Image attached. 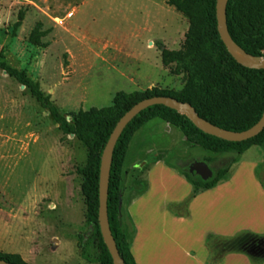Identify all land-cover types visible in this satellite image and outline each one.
Returning <instances> with one entry per match:
<instances>
[{
    "label": "rangeland",
    "instance_id": "1",
    "mask_svg": "<svg viewBox=\"0 0 264 264\" xmlns=\"http://www.w3.org/2000/svg\"><path fill=\"white\" fill-rule=\"evenodd\" d=\"M38 21L48 30L45 47L29 41ZM189 28L167 0H0V62L25 71L71 119L79 109L113 105L120 91H181L189 75L165 62L162 51H186ZM165 124L153 119L132 140L124 183L141 195L130 209L126 201L124 231L131 239L130 212L146 241L153 235L152 242H188L181 253L194 264H264V248H253L263 253L255 254L243 249L246 242L230 240L226 213L199 221L190 183L165 174V166L151 167L165 158L183 172L194 159L217 158L209 165L218 169L233 155L193 145ZM88 156L86 145L64 134L29 89L0 68V234L5 230L9 252L28 251L31 264H100L81 253L80 236L90 226L77 169ZM137 243L132 251L144 264Z\"/></svg>",
    "mask_w": 264,
    "mask_h": 264
},
{
    "label": "trees",
    "instance_id": "2",
    "mask_svg": "<svg viewBox=\"0 0 264 264\" xmlns=\"http://www.w3.org/2000/svg\"><path fill=\"white\" fill-rule=\"evenodd\" d=\"M218 0H167V4L182 12L189 20L186 51L164 49L163 60L175 62L177 68L189 75L181 91L162 92L149 89L144 92H118L114 103L106 107L79 109L68 119L46 94L40 84L25 71L4 62L0 68L29 89L31 95L48 110L60 130L84 143L89 150L85 167L77 169L83 177L82 194L87 207L88 234L80 236L81 253L89 262L114 264L104 242L99 224V184L102 155L109 137L119 119L136 103L153 96H171L191 104L198 115L209 123L228 131L243 132L255 126L264 114V68H250L239 63L222 40L218 27ZM227 27L233 41L247 54L264 58V0H228ZM25 11L19 12L14 25L17 30L23 23ZM48 30L38 21L29 41L45 47L43 38ZM161 119L179 128L193 145L233 156L211 178L183 170L196 189L213 187L227 173L236 157L254 145L264 147V130L243 141H229L207 133L184 113L163 104L152 105L136 115L124 128L114 148L108 193V219L112 234L125 264H137L129 234L124 231L121 218V182L123 166L129 145L135 133L147 122ZM208 164L217 158L203 159ZM0 260L13 264H31L20 253L0 251Z\"/></svg>",
    "mask_w": 264,
    "mask_h": 264
},
{
    "label": "crops",
    "instance_id": "3",
    "mask_svg": "<svg viewBox=\"0 0 264 264\" xmlns=\"http://www.w3.org/2000/svg\"><path fill=\"white\" fill-rule=\"evenodd\" d=\"M165 125L168 127L167 130L169 131H171V127H174L169 123ZM151 128H153V126H151ZM141 129L142 128H140L139 130ZM187 142L189 141L187 140ZM130 147H132V141L129 145L128 152ZM163 150L164 151L162 152V154H166L169 153L171 149L166 148ZM158 166H165L163 169V172L165 174L168 172H174L182 180L190 183L191 191H193L195 198L194 202L198 208L197 218L199 221H212L215 220L217 216H219L221 213H226L228 216V229L233 232L231 233L233 237H231L230 240L246 242L243 245L244 250H248L249 252H253L255 254H263L253 250V248L264 246V230L262 231L259 228H253V226L257 227L260 225H264L263 146L254 145L244 153L238 155L235 161L230 165L226 175L220 181H218V183H216L213 187L209 189H196L194 184L189 181V179L184 175V173L180 171L178 167L169 164L168 160L165 158H159L151 164V167L153 168H156ZM126 169L127 168L125 159L121 182L122 223L126 215V201L127 203H130L128 208L130 209V206L134 204L141 195L139 191H136L135 189H132L131 191L127 189L126 191L124 183V176L127 172ZM144 179H147L144 181L148 182L149 175H147L146 178L144 177ZM128 213L134 227L131 243L133 245L134 243L139 242L137 243L139 253L142 254V251H146L147 258L145 261L146 263L144 262V264H194L185 259V256H187L188 254L186 251L181 253L183 245L187 244L188 242H152L153 235L146 241V234L142 235V230L135 224L132 216L130 215V212ZM236 223H238V227L235 226ZM248 223L251 224L250 229H246V225ZM1 232H3V235L0 234V238L2 239H0V251L9 252V246H6V244L4 243L5 241H3V239H6V237L4 236L6 232L5 230ZM240 232L245 233V235H243V241L242 237H240L241 235L239 236ZM55 239H58L59 242H63L65 240L64 238L58 236H56L54 240ZM20 254L26 260L28 258L27 261H30L28 257V251H24V253Z\"/></svg>",
    "mask_w": 264,
    "mask_h": 264
},
{
    "label": "water",
    "instance_id": "4",
    "mask_svg": "<svg viewBox=\"0 0 264 264\" xmlns=\"http://www.w3.org/2000/svg\"><path fill=\"white\" fill-rule=\"evenodd\" d=\"M227 2L228 0H218L217 1V14H218V27L219 33L227 45L229 52L231 55L241 64L250 67V68H264V58L258 56H252L250 54L245 53L231 38L228 27H227ZM237 51L241 52L243 55L247 57V60L242 59ZM7 73V71H5ZM8 74V73H7ZM23 87H25L23 85ZM163 104L167 107L175 109L179 112L184 113L190 120H192L195 124L200 126L207 133L213 134L217 137L229 140V141H243L250 139L260 132L264 130V114L261 120L252 128L243 131V132H234L224 130L219 128L208 121L202 119L195 108L187 103L182 102L176 98L171 96H153L150 98H145L138 103H136L132 108H130L117 122L115 128L113 129L109 140L105 146L102 155V163H101V172H100V184H99V224L101 233L104 239V242L113 258L114 264H125L121 258L119 249L117 247L116 241L112 234V230L110 228V223L108 219V193H109V178L111 171V164L113 158V152L115 145L117 143L118 138L123 132L124 128L127 124L141 111L144 109L156 105ZM70 119V117H67ZM74 136V134H71ZM189 171L191 173H195L199 175L202 179L207 180L211 178L214 174L211 166L204 160H194L190 166ZM0 264H13L7 262L5 260H0Z\"/></svg>",
    "mask_w": 264,
    "mask_h": 264
},
{
    "label": "bare ground",
    "instance_id": "5",
    "mask_svg": "<svg viewBox=\"0 0 264 264\" xmlns=\"http://www.w3.org/2000/svg\"><path fill=\"white\" fill-rule=\"evenodd\" d=\"M237 53L242 59L247 60V57L243 55L241 52L237 51Z\"/></svg>",
    "mask_w": 264,
    "mask_h": 264
},
{
    "label": "flooded vegetation",
    "instance_id": "6",
    "mask_svg": "<svg viewBox=\"0 0 264 264\" xmlns=\"http://www.w3.org/2000/svg\"><path fill=\"white\" fill-rule=\"evenodd\" d=\"M192 162H193V161H192ZM192 162H191V163H192ZM191 163H190V164H191ZM190 164H189V166H190ZM189 166H188V170H189ZM258 248H264V246H263V247L260 246V247H258Z\"/></svg>",
    "mask_w": 264,
    "mask_h": 264
},
{
    "label": "built area",
    "instance_id": "7",
    "mask_svg": "<svg viewBox=\"0 0 264 264\" xmlns=\"http://www.w3.org/2000/svg\"><path fill=\"white\" fill-rule=\"evenodd\" d=\"M70 15H72V13Z\"/></svg>",
    "mask_w": 264,
    "mask_h": 264
}]
</instances>
